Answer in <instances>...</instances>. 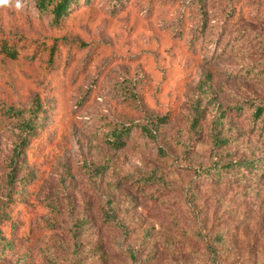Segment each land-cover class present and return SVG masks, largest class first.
<instances>
[{"label": "rangeland", "instance_id": "rangeland-1", "mask_svg": "<svg viewBox=\"0 0 264 264\" xmlns=\"http://www.w3.org/2000/svg\"><path fill=\"white\" fill-rule=\"evenodd\" d=\"M82 2L59 23L37 0L0 6V215L13 160L22 184L0 225V264H132L115 247L108 201L148 264H208L188 185L205 230L225 231L223 264H264V111L252 116L264 104V0ZM40 41L63 49L49 71ZM173 107L170 121L155 120ZM130 122L124 144L109 145ZM240 158L258 168L196 178ZM151 169L169 186L135 181Z\"/></svg>", "mask_w": 264, "mask_h": 264}, {"label": "trees", "instance_id": "trees-1", "mask_svg": "<svg viewBox=\"0 0 264 264\" xmlns=\"http://www.w3.org/2000/svg\"><path fill=\"white\" fill-rule=\"evenodd\" d=\"M84 5H88L90 8L92 0H82ZM38 8L42 12H47L51 15L52 20L55 23H59L61 20L67 18L73 11L72 9L80 4V0H37ZM82 5V4H81ZM63 40V39H61ZM58 41V40H56ZM45 43L46 50V57L48 64H42L44 71H49L47 67H56L60 64H56L57 61L61 59V51L63 50L57 43L56 44H48L46 41H40L39 44ZM68 43V42H67ZM76 47L83 45L82 43L78 42L77 44L73 41ZM83 47V46H82ZM71 49V48H69ZM6 53L13 54L8 50ZM202 105L198 99H194L191 103L190 107V128L193 131H198L199 129V121L202 116ZM264 111V104L258 103L254 111L252 113L253 118H259ZM176 114V109L173 107L170 112L155 116V120L161 123H165L170 121ZM153 121L151 122L152 126ZM264 124V120H263ZM40 126V123H38ZM141 131L147 135L152 136V128L148 124H138ZM136 124L134 122H130L128 124H121L119 127L114 128L110 132V138L106 141L112 147L118 148L124 144V139L128 137L131 133L133 127ZM31 124L27 123L26 130L29 132L32 130ZM35 130V129H34ZM34 134V132L32 131ZM217 144L225 143L224 139L217 138L215 139ZM28 137L21 139L18 146L14 148V154L17 155L18 151L22 148L29 147L28 145ZM163 151V150H162ZM163 153H165L163 151ZM259 163L256 162L255 158H246V159H236V160H227L224 163H213L199 171H197L196 178H218L223 177L224 175H233L238 173V175H244L247 171H252L253 169L258 168ZM15 167H14V160L11 164V169L6 175V182H7V192H6V200L2 205V214L0 215V225H2L5 221H10L12 219L11 210L16 202L20 201L19 198V188L22 184H17L15 180ZM240 173V174H239ZM135 181H138L141 185L144 184H160L162 186H169L168 180L165 176L160 173L157 169H151L149 172H144L142 175H137L135 177ZM143 187V186H142ZM187 203L188 207L193 215L195 220V228L193 229V236L203 244H205L206 252H207V262L208 264H223V259L230 257V249L231 246L228 245L226 240V235L224 230H217L212 232L210 230H205V220L204 217L200 214L198 210H196L195 204L193 202V189L191 185L187 187ZM107 211L104 214V218L108 223L113 224L116 226L119 231L120 235L115 238L114 244L118 252L123 253L132 264H148L151 253L147 251V255L144 258H140L138 256L140 246H134L132 243L128 242L132 231L131 229L125 224L123 220L117 217L115 214L114 208L111 206V202L108 201ZM141 245V244H140Z\"/></svg>", "mask_w": 264, "mask_h": 264}, {"label": "clouds", "instance_id": "clouds-1", "mask_svg": "<svg viewBox=\"0 0 264 264\" xmlns=\"http://www.w3.org/2000/svg\"><path fill=\"white\" fill-rule=\"evenodd\" d=\"M15 6L16 9L22 7L21 0H0V6Z\"/></svg>", "mask_w": 264, "mask_h": 264}]
</instances>
